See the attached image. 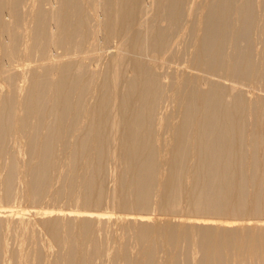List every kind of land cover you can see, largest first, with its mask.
<instances>
[{
    "label": "bare ground",
    "instance_id": "bare-ground-1",
    "mask_svg": "<svg viewBox=\"0 0 264 264\" xmlns=\"http://www.w3.org/2000/svg\"><path fill=\"white\" fill-rule=\"evenodd\" d=\"M26 1L0 0V199L68 206L0 218V264H227L233 221L100 208L264 215V0Z\"/></svg>",
    "mask_w": 264,
    "mask_h": 264
},
{
    "label": "rangeland",
    "instance_id": "rangeland-1",
    "mask_svg": "<svg viewBox=\"0 0 264 264\" xmlns=\"http://www.w3.org/2000/svg\"><path fill=\"white\" fill-rule=\"evenodd\" d=\"M24 5H25V7H24L23 11H25V10L28 11L27 9L29 8V1L27 0L26 4H24ZM106 45H107V49H110L111 48L110 46H112V44H110V43H107ZM38 60H39L38 56L34 54L33 57L29 61H21V64L33 67L39 63ZM12 145H13V149L15 152L16 160L21 165L24 164L28 160V153H27V149H26V146H25L23 140H16L12 143ZM110 166H108L109 168H108V173H107L109 179L107 178V181H106L108 186H110L112 183V180H113L112 176L114 177L115 174L122 167L121 162L118 159H116L114 164H111ZM16 190H17V196L18 197L16 196L17 198L12 200L11 202L5 201L4 199H0V206H1L0 210L5 209L4 210L5 212L1 213L0 218H2L5 221H14V222H17L18 224H27L28 226L32 227L35 231L39 232L40 234H41V232H40L41 227L39 225L40 218H42V216H45V215H46V217H44V218H49L51 215L46 214V212L51 211V210L54 212L55 208H56L55 206H58V207L59 206H61V207L68 206V201L66 198L65 199L62 198L63 200L62 199L58 200L60 202L50 201V199H45L42 201L43 203L41 202L39 204L33 205L27 201H24V199H22V197L20 198V196H19L21 194V185L20 184H17ZM49 206H51V207H49ZM111 207H110V205H105L102 208H100V210L113 212V215L117 218L118 222H123L124 217L129 216V215H135V216L142 215L144 217L154 218V221L162 219L163 221H161L160 224H166V223H168V224H170V223L180 224V223H183V224H181L182 226L183 225L186 226V223H188L189 220L197 219V218L210 219V220H214L215 222H221V223L233 221V222H235L236 225H235V232L232 236V241H233L232 243L233 244L226 252L227 264H239L240 262H242L240 264H252L251 259H250V252H249L250 237L248 235L247 230L251 231L254 234V237H256L258 234L262 233L263 234V240H264V232H262L263 230L260 228V227H262L260 225V222L264 221V215H262V216L260 215L257 217L246 216L244 218H237L236 219V218H232L230 216H225V215L219 216V217L218 216L216 217L213 215H208V214L189 215L185 212H180V213H161V212L134 213L131 211H120L118 209H115L113 207L111 208ZM57 211H59V210H57ZM60 211L65 212L67 210L60 209ZM16 212H22V213H24V215L22 217H19V216H17L18 214ZM10 214H12V215H10ZM150 215H152V216H150ZM174 215H176V216H174ZM22 237L26 238L25 236H22ZM24 238H22V239H24ZM8 241L11 244H13L12 242H14L13 239H11V238ZM25 242H26V240L24 239L23 243H25ZM47 245H48V243H47ZM44 246H46V242H44ZM262 261H264V260H262ZM236 262H238V263H236ZM261 264H263V262Z\"/></svg>",
    "mask_w": 264,
    "mask_h": 264
}]
</instances>
